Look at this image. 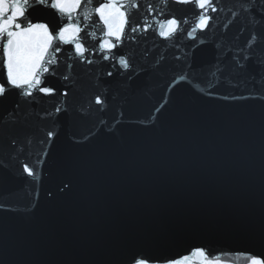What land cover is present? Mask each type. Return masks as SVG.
<instances>
[{
	"label": "water",
	"instance_id": "obj_1",
	"mask_svg": "<svg viewBox=\"0 0 264 264\" xmlns=\"http://www.w3.org/2000/svg\"><path fill=\"white\" fill-rule=\"evenodd\" d=\"M241 2L221 0L195 40L192 7L169 4L188 18L183 33L126 38L113 52L129 70L119 56L97 54L92 65L61 56L48 80L57 95L0 98V264H124L132 251L175 257L193 247L245 264L237 253L264 252V0H248L247 12ZM30 14L57 24L49 8ZM24 163L38 167L36 179Z\"/></svg>",
	"mask_w": 264,
	"mask_h": 264
},
{
	"label": "snow or ice",
	"instance_id": "obj_2",
	"mask_svg": "<svg viewBox=\"0 0 264 264\" xmlns=\"http://www.w3.org/2000/svg\"><path fill=\"white\" fill-rule=\"evenodd\" d=\"M157 2L163 8H157L151 0H145L143 6L140 0H0V72L3 77L0 78V98L12 90H17L20 97L33 103L38 96L42 98L57 95L56 89L49 86L48 80L57 76L61 56L67 61L84 62L88 65L94 63L97 54L104 60L119 56V66L129 70L130 60L119 55L118 51L113 52V49L119 50L125 44L126 38L129 43L136 42L152 31L153 35L168 41L175 40L178 33H183L181 25L186 24L188 18H179L166 11L169 4L192 7L196 22L186 33L187 38L192 40L196 39L197 32L203 33L215 19L209 15V10L211 13L223 10L221 0ZM247 2L248 0H242L240 3L241 9L246 12L248 8L244 7V4ZM36 6L53 11L57 18L55 27L50 26L47 21L32 19L30 11ZM142 11L143 16L137 20L136 14ZM259 11L264 18V8ZM237 14L235 11L231 12L233 18ZM256 40L257 36L253 32L246 47L250 49ZM86 53L93 58H88ZM243 59L246 61L249 57L245 55ZM73 67V63L67 64L69 71ZM107 75L112 76L113 72L109 71ZM61 78L65 82L71 80L69 75H63ZM180 79L185 80L187 77L182 76ZM68 87V83H65V91L59 93L65 103L70 94ZM104 103L105 100L100 95L95 97L96 105L102 106ZM54 111L58 118L65 109L57 105ZM45 115L51 117L52 113ZM56 135V132L48 131L47 139L51 141ZM11 143L15 146L17 142L13 140ZM36 163L39 165L40 161L37 160ZM23 172L33 179L39 176L38 167H30L27 163L23 164ZM215 255L205 247H193L175 257L132 251L126 256L124 264H224L215 258ZM237 255L243 257L245 264H264V252H240Z\"/></svg>",
	"mask_w": 264,
	"mask_h": 264
}]
</instances>
